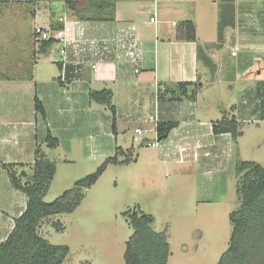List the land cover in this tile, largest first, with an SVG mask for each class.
<instances>
[{
  "label": "crops",
  "instance_id": "crops-1",
  "mask_svg": "<svg viewBox=\"0 0 264 264\" xmlns=\"http://www.w3.org/2000/svg\"><path fill=\"white\" fill-rule=\"evenodd\" d=\"M7 1L27 9L25 16L21 11L9 14L29 17L33 26L22 25L19 32L13 33L7 29L5 34L0 29V41L6 35V46H9L0 48V73L10 74L0 77V242L6 239L14 219L21 215L26 205L24 195L12 188L1 165L25 164L27 171L33 161L35 146L43 142L48 132L57 138L58 145L61 144L58 126L69 127V137L75 139L77 131H82L85 139L91 140L89 150L97 151V148L107 146L114 152L116 147L127 150L129 143L133 150L137 128L143 131L140 136L143 145L156 138L158 123H176L162 144L155 146L158 150L152 164L159 168L171 165L183 170L184 165L197 162L201 156L208 157L210 149L220 154L225 146L231 147L233 139L229 133H212V124L218 119L207 121L204 118L215 105L210 103L209 107H200V93L207 86L233 83L240 72L251 66L249 59H254V51L264 48V18L260 16L263 10L257 11V16L251 13L255 3L256 8H263L264 0L130 2L136 3L138 15L144 13L143 9L149 4L151 9L146 22L132 19L133 10L126 15L120 14L117 4L113 21H76L67 11L57 16V23L63 24L62 29L64 26L69 28L66 32L68 40L79 41L82 46L91 40L100 44L107 42L108 49L100 51L98 58L90 52L81 53L78 65H74L77 58L69 51V63L64 69L59 68L57 43L46 55L37 53L39 44L34 40L33 29L49 26L51 22L48 9L42 10L43 2ZM197 9L201 10L200 16ZM205 16H209V20L203 22ZM152 17L154 23L150 22ZM187 20L195 25L196 41L176 39L177 24ZM199 24L202 30L203 27L206 29V35L199 34ZM80 26L84 28L83 37L79 36ZM235 47L238 52L233 56ZM51 51L57 55L52 62L59 76L58 73L48 74L52 70L42 64L36 79L39 61L49 57ZM10 52H17L19 62L16 66L11 65L16 60H8ZM92 65L97 66L95 71ZM12 73L18 75L15 77ZM258 80L243 85L241 90ZM178 83L200 84L194 101L185 96L180 100L158 99L159 90L171 89ZM62 87L63 91L60 90ZM192 88L189 86L188 90ZM103 89L112 92L111 102L116 110L114 132L111 130L112 116H106L101 108L94 107L95 102L89 98L91 91ZM35 97L41 102L44 117L35 112ZM232 113L236 111L232 110ZM221 114L231 115L226 109ZM132 123H140V126L134 127L130 141H126L125 132Z\"/></svg>",
  "mask_w": 264,
  "mask_h": 264
},
{
  "label": "rangeland",
  "instance_id": "rangeland-1",
  "mask_svg": "<svg viewBox=\"0 0 264 264\" xmlns=\"http://www.w3.org/2000/svg\"><path fill=\"white\" fill-rule=\"evenodd\" d=\"M132 1L116 3L120 14L126 15L133 10L132 19L148 21L151 9L149 4L143 9L145 12L138 15L137 5L130 3ZM13 3L0 0V29L4 34L7 29L13 33L19 32L22 25L33 26L29 17L20 18L18 14H9L12 11H21L24 16L27 14V9H21ZM41 6L42 10L48 9L49 12L51 7L57 15L67 12L62 3L50 5L43 2ZM262 10L264 11V4L263 8H256L255 3L251 13L254 12L257 16V11ZM263 11L260 13L261 18H264ZM196 13L200 16L201 10L197 9ZM206 20H209V16L202 19L203 22ZM205 32L204 27L203 30L199 28V34L206 35ZM7 41L4 35L0 48L9 47L8 44L6 46ZM9 55L8 60H16L11 65L16 66L19 62L17 52H10ZM56 57V53L51 51L49 57L41 58L36 79L40 75L42 64H47L45 67L52 70L48 74L58 73L52 62ZM251 58L249 64L252 67L248 66L245 72H240L233 83L207 86L200 93V107H209L210 103L215 105L212 112L204 116L207 121L219 120L225 109L233 115L231 108L238 106L236 114L244 121L241 134L231 141V147L225 146L228 153L223 150V153L216 154L210 149L208 157L201 156L197 162L184 165L183 171L171 165L155 167L152 162L157 156L158 148L141 145L142 141L134 142L133 156L136 155V161L109 164L96 183L85 191L83 199L72 213L51 216L39 224L37 231L41 237L53 245L69 248L62 264H124L125 244L133 232L125 215L137 211L153 216L155 231L166 232L170 252L167 264H217L228 247L232 229L229 214L239 205L237 164L254 162L264 167V120L257 119L259 114L252 115L253 104L243 101V94L253 88L256 81L241 90L243 85L254 79L264 80V48L255 50L252 61ZM7 75L10 74L0 73V77ZM12 75L16 77L18 73ZM23 75L26 76V73ZM62 89L63 87L60 88L61 91ZM94 104L106 116L111 115L106 106ZM136 125L140 126V123H132L127 128L124 136L126 141H130ZM58 127L61 129L59 135L64 139L61 138L60 145L48 148L44 140L40 142L43 152L56 166L53 180L43 198L46 203L53 202L65 191L73 189L76 181L94 173L107 157L114 154L107 146L99 147L97 151L89 150L88 143L91 140L85 139L82 131H77L75 139L69 137V127ZM160 144L162 142L157 140V146ZM127 146V149L132 148L130 143ZM121 160L124 157L120 156L119 161ZM27 171L31 173V169Z\"/></svg>",
  "mask_w": 264,
  "mask_h": 264
},
{
  "label": "trees",
  "instance_id": "trees-1",
  "mask_svg": "<svg viewBox=\"0 0 264 264\" xmlns=\"http://www.w3.org/2000/svg\"><path fill=\"white\" fill-rule=\"evenodd\" d=\"M131 0H31L28 3L48 4L62 3L69 16L76 21L104 22L113 21L116 3ZM134 1V0H133ZM149 1V0H141ZM52 30H61L62 23H57V14L49 8ZM55 19V20H54ZM176 39L196 41V29L192 21L180 22L176 26ZM37 42V41H36ZM37 53L46 55L57 43L55 39L38 41ZM59 68L61 65L59 64ZM192 86V90L188 87ZM199 83H178L171 89L159 90V100H180L185 96L195 100ZM91 101L109 108L112 116L111 130L115 131L116 110L112 105V92L109 89L93 90L89 94ZM243 101L252 105V115L259 114L258 120H264V80L257 81L253 88L246 90ZM243 102L241 103V105ZM35 112L45 116L44 109L37 97L34 98ZM238 110V106L231 108ZM244 121V120H243ZM238 115H223L212 124V133L221 135L229 133L233 140L240 134L242 122ZM176 123L166 122L156 125L158 141L164 140ZM46 147L53 148L58 144L56 137L49 132L44 138ZM132 148L122 150L116 147L114 154L96 169V171L75 182L74 188L65 191L60 197L50 203L43 198L48 191L55 175V163L49 160L37 144L33 152V161L29 169L25 164H2L7 172L10 185L24 195L26 205L20 216L14 219L13 228L5 240L0 242V264H62L69 253V248L63 245H53L38 234L42 220L63 214L72 213L80 204L85 191L90 189L109 164L129 163L136 161ZM120 156L124 160L119 161ZM239 176L237 183L238 208L229 214L232 224L227 249L221 254L217 264H264V167L254 162H239L236 167ZM132 235L125 244L123 254L124 264H167L169 244L165 231L153 229L154 218L142 212L127 213Z\"/></svg>",
  "mask_w": 264,
  "mask_h": 264
},
{
  "label": "built area",
  "instance_id": "built-area-1",
  "mask_svg": "<svg viewBox=\"0 0 264 264\" xmlns=\"http://www.w3.org/2000/svg\"><path fill=\"white\" fill-rule=\"evenodd\" d=\"M60 21H62L64 23V19L61 18ZM150 22L154 23L155 22V18L152 17L150 18ZM69 30V28H67L66 26H64V28L60 31H55L52 30L49 26L46 27H40V26H36L33 29V37L35 41H47L49 39H55L57 44L59 45L58 48V56H59V64L61 65V67L64 69L67 65H68V53L69 51H72L75 55V57L77 58L76 62L74 65H78L80 63L79 58L81 53H85V52H90L94 54V57L98 58L100 55V51L102 50H107L108 49V43L107 42H102L100 44V42L95 41V40H91L89 42L86 43V45L82 46V43H80L79 41H71L68 40L67 36H66V32ZM131 30L134 31L135 27L132 26ZM84 33V28L82 26L79 27V36L83 37ZM133 46L135 45L134 43L132 44ZM93 51V52H92ZM237 52V47L234 48L232 55H235V53ZM92 70L95 71L97 69L96 65H92L91 66ZM63 81H65L63 79ZM151 121H155V119L153 117H150ZM156 133V130H155ZM135 134L136 137L133 139L134 142H141V135H143V131H141L140 129H135ZM157 135L156 138L151 141V142H146L145 144L147 146H157Z\"/></svg>",
  "mask_w": 264,
  "mask_h": 264
}]
</instances>
